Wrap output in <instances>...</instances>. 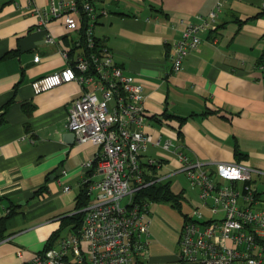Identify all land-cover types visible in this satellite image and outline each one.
<instances>
[{
    "label": "crops",
    "instance_id": "0c3cea01",
    "mask_svg": "<svg viewBox=\"0 0 264 264\" xmlns=\"http://www.w3.org/2000/svg\"><path fill=\"white\" fill-rule=\"evenodd\" d=\"M91 1L95 18L87 24L93 37L143 87L144 129L160 144L148 146L142 161L157 159L158 170L167 167L164 174L174 175L180 161L162 147L166 141L211 169L236 161L237 147L245 155L239 162L264 172L262 0H226L178 72L172 71L170 47L187 24L207 20L217 0ZM47 6L48 0H0V220L16 209L0 232V264H16L17 251L27 261L43 250L61 220L73 213L90 170L85 163L99 148L78 142L65 127L68 109L83 90L78 83L32 91L33 80L66 65L62 52L79 38L61 17L40 24L33 9ZM73 51L71 59L80 48ZM206 110L216 113L200 115ZM153 116L159 120H150ZM178 117L186 119L180 123ZM255 181L264 185V177ZM44 185V195L34 196ZM259 199L257 208L264 210ZM62 235L54 243L67 232ZM175 251L157 242L150 247L153 259L165 263Z\"/></svg>",
    "mask_w": 264,
    "mask_h": 264
},
{
    "label": "built area",
    "instance_id": "2783aa9c",
    "mask_svg": "<svg viewBox=\"0 0 264 264\" xmlns=\"http://www.w3.org/2000/svg\"><path fill=\"white\" fill-rule=\"evenodd\" d=\"M225 2L217 0L206 21L184 27L168 53L173 72L199 45V33L213 24ZM260 8L264 12V0ZM33 11L40 24L63 18L68 31L80 29L81 12L88 20L95 18L91 0H48L46 8ZM85 34L92 48L90 25ZM62 54L66 65L33 80L31 88L39 94L73 81L83 88L68 109L65 127L78 142L99 147L94 159L85 163L90 170L93 162L95 167L81 182L87 184L90 200L81 210L84 217L77 232L59 238L27 261L17 251L16 264H161L151 259L150 203L135 199L139 189L161 180L150 177V167L158 170L159 161H142L148 146L160 144L144 129L142 84L124 73L112 52L99 44L86 53L80 48L72 59L68 50ZM33 60L37 62L39 55ZM162 147L178 155L180 166L174 174L186 175L200 201L194 216L188 215L178 231L174 259L162 264H264V210L253 209L260 205L253 181L264 177V172L239 161L217 162L211 169L177 152L169 141Z\"/></svg>",
    "mask_w": 264,
    "mask_h": 264
},
{
    "label": "trees",
    "instance_id": "16d2710c",
    "mask_svg": "<svg viewBox=\"0 0 264 264\" xmlns=\"http://www.w3.org/2000/svg\"><path fill=\"white\" fill-rule=\"evenodd\" d=\"M92 3V1H91ZM93 5V4H92ZM87 21L88 19L86 18V16L84 15L83 12H81V19H80V29L79 31V38L76 40V43H73V46L70 48V50L68 51V55L72 56V53L74 52L73 50L75 48H81L83 53L86 52H90L93 50L97 49V46L99 44V42L97 41L96 38H93V41L95 43V45L92 48L88 47V42H87V36L85 34V30L87 27ZM99 44V47H101ZM77 46V47H76ZM1 59V58H0ZM211 113H216V111H204L203 113H201L200 115L205 116L207 114H211ZM161 116L165 117V118H172L173 115H169L166 113H163ZM151 119H157L159 120L156 116H153L150 118ZM186 118H181L178 117V120L180 121V123H182ZM178 136H180V133L178 132ZM234 155L236 157V161H240L241 159L245 158V155L242 154L237 147H235L234 150ZM160 165L161 162L159 161ZM94 162H93V167L94 166ZM93 167L90 171H88V175H90V172L93 170ZM150 171L152 173V175L150 177H152L154 180L158 179V174H157V169L155 168V166L153 165V167H150ZM256 181H253V184ZM44 191H46V187L44 186H40L38 187L33 195L34 196H42L44 195ZM181 194V195H180ZM180 194H176L175 192H173L169 186V184L166 182H162L160 181H154L153 183L149 184L148 186L139 189L136 192L135 195V199L137 201H142V202H148V203H155V202H161V201H168L170 202L173 206H177L179 205V201H180V197H183L182 193ZM256 197L259 199L260 198V193H258L257 189H256ZM90 198L89 195L87 193V184L86 183H81L80 184V188L78 189V193L76 195V202H75V206H74V210L73 213L69 214L68 216L64 217L61 220V224L60 227L54 231L50 237L48 238V241L46 242V245L43 249H47V248H51L54 244V240H56L58 237L61 236L62 234V230H66L67 235L69 233H74L77 232V230L81 227L82 225V221H83V217H84V212L81 211L84 207H86V205L88 204ZM11 208V207H10ZM16 209H10L9 212L6 214V216L4 217V219L0 220V232L3 231V225L4 222L8 220L9 217H11L14 213H15ZM188 215L184 216V221H186Z\"/></svg>",
    "mask_w": 264,
    "mask_h": 264
},
{
    "label": "rangeland",
    "instance_id": "374dc122",
    "mask_svg": "<svg viewBox=\"0 0 264 264\" xmlns=\"http://www.w3.org/2000/svg\"><path fill=\"white\" fill-rule=\"evenodd\" d=\"M165 171H167V167L157 170L158 178L161 179L162 182H167L171 190L176 194L182 193L183 197L179 198L180 201L177 206H173L168 201L150 203L149 210L152 214L153 225L151 226L152 231L150 230L151 235L149 240L151 244L157 242L161 246H165L167 249L169 248L172 252V250H176L178 231L185 220L184 216H194V208L200 205V201L197 188L190 183L185 174L178 173L171 175L170 172L164 174ZM164 176L168 177L164 178ZM254 187L264 199L263 182H255ZM253 209L258 210L256 205H253ZM200 211L205 214L204 209H200ZM62 234H66L65 230H62ZM155 262L162 264L166 261L155 260Z\"/></svg>",
    "mask_w": 264,
    "mask_h": 264
},
{
    "label": "water",
    "instance_id": "95a60500",
    "mask_svg": "<svg viewBox=\"0 0 264 264\" xmlns=\"http://www.w3.org/2000/svg\"><path fill=\"white\" fill-rule=\"evenodd\" d=\"M69 134L74 138L75 137V135H74V133L73 132H71V131H69ZM76 139V138H75ZM56 175H58V172L56 173V174H54V176H56ZM71 214V213H70ZM68 216V215H67Z\"/></svg>",
    "mask_w": 264,
    "mask_h": 264
},
{
    "label": "bare ground",
    "instance_id": "6f19581e",
    "mask_svg": "<svg viewBox=\"0 0 264 264\" xmlns=\"http://www.w3.org/2000/svg\"><path fill=\"white\" fill-rule=\"evenodd\" d=\"M151 257H152V255H151ZM151 259H153V257L151 258ZM154 260V259H153ZM155 261V260H154ZM172 261V260H171ZM171 261H169V262H171Z\"/></svg>",
    "mask_w": 264,
    "mask_h": 264
}]
</instances>
